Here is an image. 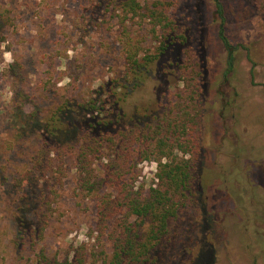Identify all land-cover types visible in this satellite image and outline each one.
I'll use <instances>...</instances> for the list:
<instances>
[{
    "label": "rangeland",
    "instance_id": "374dc122",
    "mask_svg": "<svg viewBox=\"0 0 264 264\" xmlns=\"http://www.w3.org/2000/svg\"><path fill=\"white\" fill-rule=\"evenodd\" d=\"M170 1L184 38L134 85L126 43L155 52L147 21L128 16L124 28L111 0H0V264H36L42 250L63 259L82 243L108 264L94 197L76 186L75 155L96 134L79 132L84 104L118 92L121 127L149 128L176 110L187 63L199 79L196 144L173 154L190 159L188 199L141 264H264V0ZM61 106L67 132L48 141ZM157 153L133 161L136 187L156 182Z\"/></svg>",
    "mask_w": 264,
    "mask_h": 264
},
{
    "label": "trees",
    "instance_id": "16d2710c",
    "mask_svg": "<svg viewBox=\"0 0 264 264\" xmlns=\"http://www.w3.org/2000/svg\"><path fill=\"white\" fill-rule=\"evenodd\" d=\"M111 2L108 3L111 10L120 11L122 15L120 25L125 28L124 21L128 16L145 20L150 33L158 41L154 53L141 56L136 41L129 38L126 43V73L132 77L131 81L136 80L133 84L138 85L153 61L178 38H184L178 33L176 21L169 13L174 3L170 0ZM179 70L184 86L176 110H168L149 128L121 127L125 110L121 103L124 99L118 92L110 90L113 93H107L106 97L102 95L84 104L85 107L81 105L86 113L78 123H81L79 132H84L85 136L96 134L90 137V141L84 139L75 155L78 169L76 186L78 192L94 197L97 238L111 242L112 256L108 264H141L166 233L168 219L175 217L188 199L190 159L179 158L173 152L176 150L185 155L192 152L196 144L199 79L198 72L188 63L179 65ZM110 88L113 89L112 86ZM128 93L126 89L122 95L127 96ZM67 111V106H61L44 127L48 141L59 140L67 132V124L63 122ZM106 127L108 129L102 135ZM109 129L113 134H106ZM59 142L62 143L61 140ZM55 146L60 152L66 148L60 144ZM153 152H158L155 154L158 156L156 182L147 188L143 184L136 187L138 175L133 161L136 158L150 159ZM19 222L23 226V218ZM145 223L147 226L143 228ZM90 258L91 253L82 243L73 249L71 256L63 259L49 257L42 250L36 264H98Z\"/></svg>",
    "mask_w": 264,
    "mask_h": 264
}]
</instances>
